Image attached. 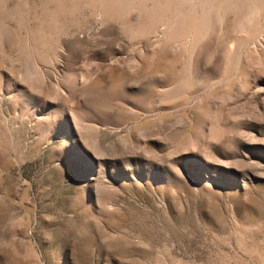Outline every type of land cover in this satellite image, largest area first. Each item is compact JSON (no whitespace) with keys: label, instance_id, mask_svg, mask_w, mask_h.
Returning <instances> with one entry per match:
<instances>
[{"label":"rangeland","instance_id":"374dc122","mask_svg":"<svg viewBox=\"0 0 264 264\" xmlns=\"http://www.w3.org/2000/svg\"><path fill=\"white\" fill-rule=\"evenodd\" d=\"M0 264H264V0H0Z\"/></svg>","mask_w":264,"mask_h":264}]
</instances>
